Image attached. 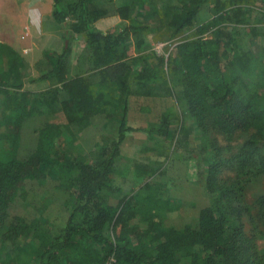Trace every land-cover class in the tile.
I'll use <instances>...</instances> for the list:
<instances>
[{
  "label": "trees",
  "instance_id": "obj_1",
  "mask_svg": "<svg viewBox=\"0 0 264 264\" xmlns=\"http://www.w3.org/2000/svg\"><path fill=\"white\" fill-rule=\"evenodd\" d=\"M139 1H120L115 8L124 24L103 31L95 22L105 11L93 0L69 5L53 0V19L70 26L63 36L83 35L90 68L70 75L68 43L47 56L46 71L29 80L50 82L38 92L24 88L21 69L29 73V65L0 44L8 58L0 73V241L25 239L13 256H6L14 264H178L181 255L190 258L189 264H264V251L243 223L244 215L254 211L253 220L264 225V191L252 209L243 204L245 181L264 176V30L248 18L252 5L264 6V0H173L170 36L192 28L191 36L178 41L174 53L130 56L127 36L151 30L131 15ZM205 3L212 5V16L199 23ZM70 14L75 20L67 24ZM244 34L259 40L257 47L244 43ZM154 88L181 101L203 131L215 129L227 138L248 134L228 157L214 146L206 166V199L181 228L164 222L177 200L153 192L151 179L160 168L136 169L144 183L129 192L115 180L127 133L144 132L149 139L172 133L170 108L153 126L128 124L129 96L150 95ZM44 113H62L65 121L41 125L37 117ZM95 116L115 120L116 127L86 158L79 133ZM47 183L60 192L64 222L47 224L13 211Z\"/></svg>",
  "mask_w": 264,
  "mask_h": 264
},
{
  "label": "rangeland",
  "instance_id": "obj_2",
  "mask_svg": "<svg viewBox=\"0 0 264 264\" xmlns=\"http://www.w3.org/2000/svg\"><path fill=\"white\" fill-rule=\"evenodd\" d=\"M74 1L76 0H61V3L62 5H69ZM93 1L94 5L105 11V14L95 22L99 29L103 31L114 30L124 24L125 21L119 17L115 7L120 1L127 0ZM172 3L173 0H140L134 2L131 15L135 16L137 21L148 24L151 30L127 36L125 43L127 53L130 56L149 51L155 52L156 55L174 53L175 44L191 36L192 28L185 30L180 35L170 36L171 29L168 24L172 14ZM52 10L53 0H0V44L14 49L29 65V73L26 72V69H21L24 88L34 92L46 89L50 86V82H31L29 80L48 69L49 66L46 67V60L49 61L47 56L62 52L65 42L67 45L70 44L68 57L70 75L75 74L80 68L84 70L90 68L87 58L90 50L86 46L83 35L71 34L65 38L63 34H67L66 27L70 28V26H65L66 23L56 22L53 19ZM261 10L264 11L263 5H252L248 18L249 24L264 30L262 28L264 16L259 13ZM211 16L212 5L205 3L197 16V22L202 23ZM73 20L75 17L70 14L67 24ZM56 33L62 40L58 50L53 51V49L45 46L53 44ZM243 36L244 43L252 45L254 48L260 42L259 40L254 41L247 34ZM0 54H2L0 56V73L3 74L8 58L5 53ZM150 60L152 62L153 59ZM8 80L11 82L13 77L10 76ZM13 82L15 81L13 80ZM169 108L172 113L171 117H174L175 120L170 124L172 133L170 132L171 135L168 137L149 139L144 132L127 133L122 143L121 155L117 161L118 172L115 174V180L125 192H129L144 183L142 178H137L136 169L141 170L145 164H153L155 168H160L156 176L151 179L154 182L153 192L155 196L168 198L171 201L177 200L175 207L165 213L164 222L181 228L196 216L199 205L206 199L204 193L206 166L215 154L214 146L224 148L221 156L228 157L237 150L242 141L248 137V134L237 133L227 138L215 129H210L208 132L203 131L188 116L181 101L177 103L175 99L166 95L164 90L157 88H154L150 95L132 94L129 96L128 124L133 127L153 126L158 124L161 114ZM37 118L41 125L47 121H65L62 113H57L54 116L50 113H44ZM115 124L113 119L104 120L95 116L90 125L80 131L78 143L86 158H90L97 146L102 145L105 138L114 133ZM179 126L181 128L178 134ZM2 130L0 127V145L4 142L1 138ZM226 173L228 174V172ZM226 173L223 172L221 175L224 176ZM250 178L244 183L243 204L252 209L255 198L264 191V176L253 175ZM33 184V181L27 182L25 187ZM43 186L36 197L31 198L30 196L29 199L15 204L13 211L26 216L38 217L40 221L47 222V224L64 222L67 212L59 197L60 192H54L50 183ZM42 191L44 192L41 193ZM253 212L244 215V228L248 235H255L256 247L263 252L264 225L262 227L253 220V216H251ZM24 241V238L15 241H0V261L6 262V264H14V261H8L6 256H13L12 250L25 243ZM189 262L188 256L181 255L178 258V264H189Z\"/></svg>",
  "mask_w": 264,
  "mask_h": 264
},
{
  "label": "crops",
  "instance_id": "obj_3",
  "mask_svg": "<svg viewBox=\"0 0 264 264\" xmlns=\"http://www.w3.org/2000/svg\"><path fill=\"white\" fill-rule=\"evenodd\" d=\"M56 27V26H55ZM57 29V28H56ZM58 31V30H57ZM58 33V32H57ZM57 33H56V37H55V39H53V44H51L50 46H45L46 48H51V49H53V51H57L58 50V48L61 46L60 44H61V38L57 35ZM61 36H62V34H61ZM58 42V43H57ZM57 43V44H56ZM64 46H67V43L65 42L64 43ZM46 48H44V49H46ZM47 50V49H46ZM33 54H35V53H33Z\"/></svg>",
  "mask_w": 264,
  "mask_h": 264
},
{
  "label": "water",
  "instance_id": "obj_4",
  "mask_svg": "<svg viewBox=\"0 0 264 264\" xmlns=\"http://www.w3.org/2000/svg\"><path fill=\"white\" fill-rule=\"evenodd\" d=\"M67 43V42H66Z\"/></svg>",
  "mask_w": 264,
  "mask_h": 264
}]
</instances>
